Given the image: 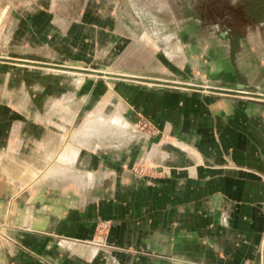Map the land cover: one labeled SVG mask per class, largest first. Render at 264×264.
<instances>
[{
    "label": "crops",
    "instance_id": "obj_1",
    "mask_svg": "<svg viewBox=\"0 0 264 264\" xmlns=\"http://www.w3.org/2000/svg\"><path fill=\"white\" fill-rule=\"evenodd\" d=\"M134 4L0 0V63L17 65L0 67V264H264V27L198 38ZM165 73L175 86L150 82ZM22 78L41 110L4 119ZM69 91L104 117L119 95L126 113L75 133L99 123L54 113Z\"/></svg>",
    "mask_w": 264,
    "mask_h": 264
},
{
    "label": "rangeland",
    "instance_id": "obj_2",
    "mask_svg": "<svg viewBox=\"0 0 264 264\" xmlns=\"http://www.w3.org/2000/svg\"><path fill=\"white\" fill-rule=\"evenodd\" d=\"M133 10L135 11L133 17L135 19L140 18L146 23L152 21L170 22L175 20L176 22L181 23V25H189V22H193L194 24H190V29L183 30L187 32L189 31L188 34L191 36L196 33L198 38H203L204 36L209 35V33L212 35H218L221 32H226L227 34L234 36L240 35V33L248 28L257 29V27H264V24H262L264 23V0H137V4H134ZM166 31L171 32L172 28H166ZM160 64L161 66L158 67L159 72L163 73V70L165 71L171 68L170 62H161ZM16 66L17 65H13L8 61L0 63V67H4L3 69H5L6 72L8 67ZM86 68L90 69L88 67ZM55 74L62 77V79H64V77H71L64 73ZM73 77L76 78L77 76ZM155 78L156 80L150 82L158 86H175L171 82L177 81V79H173L172 76H169L166 73L165 75H160L158 77L155 76ZM24 79L25 78H22V84L20 86L21 90L16 94L17 96H20L21 105L25 107H20L21 114H19V116H13L11 113L12 107H6L5 110L7 111L8 109L10 112L5 114L4 119H31L30 114L41 110L34 108L33 105L30 106L31 102L29 101V94L32 90H30L31 87L27 85V81ZM93 79H95L94 76L91 77V80ZM163 81H165V83ZM142 82L147 81L142 80ZM12 83L13 82L10 81L8 83L10 86H7L9 90H11V93L13 90ZM72 95H74V98H72ZM61 96L63 97V101H59L56 107L53 108V111L57 114H60V112L63 111L64 116L69 117L68 119H75L74 121L76 122V125H72L75 128L81 126L78 124L81 119H88L102 115L101 113L97 115L92 107L81 106L79 104L81 101L79 99L80 97H76V93L73 91H69L67 96L66 93L63 92V95ZM119 97L122 99L119 95L118 98L115 99L117 119H121L126 113V104L124 100H117ZM68 100L69 102H67ZM8 102L12 103V98H7L5 100V104H8ZM109 113V108L107 107L105 114L108 116ZM137 119L138 121L134 125L136 130L150 134L152 130L147 127L145 118L138 115ZM79 128L77 127V129ZM131 171L137 175H155L156 172L155 166L150 162L135 163L132 165ZM106 227V222H102L98 226L101 231H104ZM102 243V241L99 242V244ZM242 264L251 263L245 261Z\"/></svg>",
    "mask_w": 264,
    "mask_h": 264
},
{
    "label": "bare ground",
    "instance_id": "obj_3",
    "mask_svg": "<svg viewBox=\"0 0 264 264\" xmlns=\"http://www.w3.org/2000/svg\"><path fill=\"white\" fill-rule=\"evenodd\" d=\"M25 64V63H24ZM23 65V64H22ZM34 65V64H33ZM30 66V65H29ZM101 75H100V77L101 78H103L104 79V81H105V79H108V73H109V71H107V70H101ZM112 74H113V72H111ZM115 75H120V74H116V73H114ZM120 76H123V77H129L128 75H125V74H123V75H120ZM93 77V76H92ZM94 77H98V76H96V75H94ZM125 80H126V78H125ZM128 80V79H127ZM105 82H107V81H105ZM119 105V104H118ZM118 108V107H117ZM88 119H94V121H96V122H98L99 123V126H96V127H94V126H92V124H89L90 123V121L89 120H86L84 123H83V125L85 126L84 128L81 126L79 129H76L75 130V133L76 132H79V131H91V132H93V131H100V129H103L104 128V126L108 123V121H106V120H103V119H112V121H113V119H116L117 120V115L114 113L113 115H111V116H109V117H104L103 115H101V116H94L93 118H88ZM99 119V120H98ZM110 122V121H109ZM107 126H108V124H107ZM121 130H123V129H125V127H120V126H118ZM103 135V134H102ZM83 136V135H82ZM92 136V135H91ZM90 136V137H91ZM84 138V137H83ZM92 138V137H91ZM82 139V138H81ZM85 139H89V138H85ZM85 143V142H84Z\"/></svg>",
    "mask_w": 264,
    "mask_h": 264
},
{
    "label": "water",
    "instance_id": "obj_4",
    "mask_svg": "<svg viewBox=\"0 0 264 264\" xmlns=\"http://www.w3.org/2000/svg\"><path fill=\"white\" fill-rule=\"evenodd\" d=\"M101 70H107V71H111V69L110 68H106V67H98V68H96V69H94V68H91V69H85V70H82L81 72L84 74V77H86V78H90V77H92V76H94V75H96V76H98L96 79L97 80H99V81H104V79L103 78H101L100 77V75H101ZM90 75H89V74ZM109 77H108V79H105V81H107V82H110V83H113L115 80H124V78H127V79H131L132 77H123V76H118V75H108ZM80 77H82V76H80ZM174 84V83H173ZM149 86V85H148Z\"/></svg>",
    "mask_w": 264,
    "mask_h": 264
},
{
    "label": "built area",
    "instance_id": "obj_5",
    "mask_svg": "<svg viewBox=\"0 0 264 264\" xmlns=\"http://www.w3.org/2000/svg\"><path fill=\"white\" fill-rule=\"evenodd\" d=\"M147 125V127H148V124H146Z\"/></svg>",
    "mask_w": 264,
    "mask_h": 264
},
{
    "label": "flooded vegetation",
    "instance_id": "obj_6",
    "mask_svg": "<svg viewBox=\"0 0 264 264\" xmlns=\"http://www.w3.org/2000/svg\"><path fill=\"white\" fill-rule=\"evenodd\" d=\"M226 33V32H225Z\"/></svg>",
    "mask_w": 264,
    "mask_h": 264
}]
</instances>
